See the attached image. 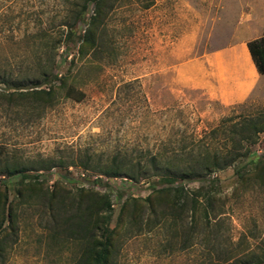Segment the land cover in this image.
<instances>
[{
  "label": "rangeland",
  "instance_id": "obj_1",
  "mask_svg": "<svg viewBox=\"0 0 264 264\" xmlns=\"http://www.w3.org/2000/svg\"><path fill=\"white\" fill-rule=\"evenodd\" d=\"M83 3L0 0V204L14 213L0 231V264H85L90 233L77 211L88 191L111 203L108 264H264V168L250 161L264 160V131L252 136L246 124H264V80L233 104L191 84L206 51L237 39L264 50V0H104L81 53L93 12L80 14ZM49 73L84 98L66 96L58 79L50 95L27 92L48 90ZM236 154L173 182L187 209L171 216L162 173ZM112 164L120 175L107 174ZM14 167L31 175L22 185L20 172L6 173Z\"/></svg>",
  "mask_w": 264,
  "mask_h": 264
},
{
  "label": "trees",
  "instance_id": "obj_2",
  "mask_svg": "<svg viewBox=\"0 0 264 264\" xmlns=\"http://www.w3.org/2000/svg\"><path fill=\"white\" fill-rule=\"evenodd\" d=\"M103 2L104 0H84L83 8L80 14L87 10V7L92 4L93 5V12L90 15L88 22L86 23V29L81 37V41L79 44L78 52L83 51L84 45L93 44L94 42V27L96 22L102 17L103 15ZM70 30L68 31V36L70 35ZM248 47L251 53V56L256 64V67L260 73H264V50L258 44L249 41ZM259 53L260 56L257 54ZM59 80V86L65 87L66 96L71 97L77 101L82 100L85 96V93L82 90L77 89L73 85H65V81L62 76H57L55 74L49 73V75L44 76L43 80L41 81L42 84H46L48 86V90L37 88L39 87V83H36L32 86H29L31 89L27 92L30 93H42L44 95H50L54 91V80ZM18 90L20 87H14ZM248 121V120H247ZM248 126L252 129L250 135L257 134L258 132L264 131V124L258 125L255 122H246ZM250 135L242 136L243 139L249 140L251 138ZM240 155H233V156H223L219 157L217 155L211 156L210 161L206 160L205 157H198L196 159V163L193 168L182 171L176 172L171 171V173H162L164 180L167 182H171V216L177 217L180 216L179 213L185 211L186 204H187V195L184 192V188L182 185L180 186H172V183L177 180H187L193 178H201L203 175L207 173H211L214 170L222 169L230 164H232ZM205 159V160H204ZM153 160H158L156 157H153ZM208 161V162H207ZM252 162V168L255 170H261L264 168V160H260L259 158H250ZM117 157H113L112 163H117ZM6 173L8 175L13 174L15 172H20L21 177L18 181L19 185L28 179L31 175L26 173L28 169L24 167H14V168H6ZM107 174L111 176H118L121 174L117 166L112 164V167L109 171H106ZM155 174V173H153ZM132 178H137L134 174H129ZM244 177V175H242ZM170 187H163L159 191H167ZM19 194H21L20 190L17 189ZM91 196V198H90ZM7 196L5 199L7 200ZM90 198V202H87L83 208H79L77 211V219L78 221V228L82 232L83 230H89V241H90V249L83 254L81 258V262H85V264H108V260L110 257V246H111V236L113 233V229L109 227V219L110 216L106 213V209H108L111 205L110 200L108 197H99L96 193L88 191V197ZM194 202L196 201L193 199ZM4 203L0 204V231L2 228V224L6 219L8 221H12L14 213L11 209L10 205H7L6 210H1L4 208ZM195 206L193 205V210ZM4 211L6 212L5 216ZM86 237V236H85ZM93 239V240H92ZM263 259H260L258 262H262Z\"/></svg>",
  "mask_w": 264,
  "mask_h": 264
},
{
  "label": "crops",
  "instance_id": "obj_3",
  "mask_svg": "<svg viewBox=\"0 0 264 264\" xmlns=\"http://www.w3.org/2000/svg\"><path fill=\"white\" fill-rule=\"evenodd\" d=\"M247 39L206 51L191 63V84L223 104L241 103L263 85Z\"/></svg>",
  "mask_w": 264,
  "mask_h": 264
}]
</instances>
